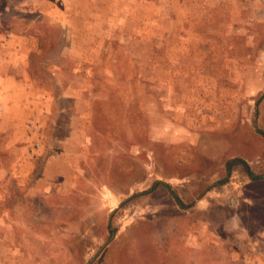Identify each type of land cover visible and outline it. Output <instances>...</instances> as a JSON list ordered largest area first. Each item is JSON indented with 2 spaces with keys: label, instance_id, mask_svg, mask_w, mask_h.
Segmentation results:
<instances>
[{
  "label": "rangeland",
  "instance_id": "374dc122",
  "mask_svg": "<svg viewBox=\"0 0 264 264\" xmlns=\"http://www.w3.org/2000/svg\"><path fill=\"white\" fill-rule=\"evenodd\" d=\"M74 88L81 160L24 106ZM237 157L264 174V0H0V264H253Z\"/></svg>",
  "mask_w": 264,
  "mask_h": 264
},
{
  "label": "crops",
  "instance_id": "0c3cea01",
  "mask_svg": "<svg viewBox=\"0 0 264 264\" xmlns=\"http://www.w3.org/2000/svg\"><path fill=\"white\" fill-rule=\"evenodd\" d=\"M26 54L27 53H24L23 55L25 56ZM56 84L61 89L66 88V86H64L60 82H56ZM78 93L79 92L76 91L75 88L73 89V92H70V93L67 92V90L66 92L62 90V93L60 96L57 95L56 93H53L52 95L51 91H47V90H43L41 94L39 93L36 96H34V94H32L31 92L32 97L31 98L27 97L24 106L27 108V110L35 111V112H32L34 119L38 121H39V117H41V119H46L54 129L62 127V126L57 127L58 120L63 122V125H65V128H67L68 130V133L65 134L66 141H68L69 138H72L73 141L75 139V142L77 141L76 146H79L78 155H79V160H81L83 159V156L85 158L86 153L88 152L89 146H90V141H89L90 133L88 132L86 128L87 124L85 122L89 121V118L91 116H90L89 101L87 102L86 111L80 110L78 108L80 105L79 100H83V98L80 95H78ZM88 110H89V113H88ZM55 141H56V145H59V143L64 142V137H61L59 139L55 138ZM62 160H64V157H61V154H58L57 152L53 154L52 156L45 159L44 168L49 169V167L53 163L57 164ZM74 165L75 166L73 167L80 166L79 164L77 165L74 164ZM43 174L47 175L46 179H48L50 172L48 173L47 171H45ZM58 176H60V174H56L55 179H58ZM256 241L257 240H255V242ZM263 243H264V240H263ZM251 246L259 250L258 249L259 245H257V243H253L251 244ZM252 261H253V264H264V254L263 256L261 254H259L257 257L254 256Z\"/></svg>",
  "mask_w": 264,
  "mask_h": 264
},
{
  "label": "trees",
  "instance_id": "16d2710c",
  "mask_svg": "<svg viewBox=\"0 0 264 264\" xmlns=\"http://www.w3.org/2000/svg\"><path fill=\"white\" fill-rule=\"evenodd\" d=\"M237 164H241L244 168V170L247 172L248 176L251 179H258V178H262L264 174H254V172L251 170L250 166L247 164V162H245L244 159L242 158H233L231 160H228L226 163V171L229 172L231 171L232 167L237 165ZM223 181H220L219 183H222ZM172 193V192H171ZM173 197L176 199L177 203L180 204L181 206L183 205V203L181 202V199L179 198V196L175 193H173Z\"/></svg>",
  "mask_w": 264,
  "mask_h": 264
}]
</instances>
